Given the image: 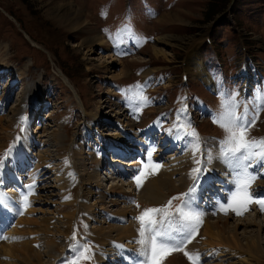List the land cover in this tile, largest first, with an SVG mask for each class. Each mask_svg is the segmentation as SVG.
<instances>
[{"label":"rangeland","instance_id":"rangeland-1","mask_svg":"<svg viewBox=\"0 0 264 264\" xmlns=\"http://www.w3.org/2000/svg\"><path fill=\"white\" fill-rule=\"evenodd\" d=\"M227 1L0 0V101L4 104L3 107L0 106V119L3 121V126L1 127L0 125V152L5 147L8 149L14 145L15 139L21 134V128L30 124L33 118L29 129L35 135L31 131L29 134L25 133L23 143L18 142L17 148L27 145V136L30 137V140L35 139L36 143L40 142L39 144L43 146L40 148L39 144H34L31 147L32 155L39 153L40 165L45 168L42 169L44 173H40L39 171L36 173L35 180L32 183L34 185L32 189L34 194L29 195V202L34 198L38 199L39 196H42V192H45V194H43L39 202H34L28 208V218H21L20 221L24 224H22L20 230H23L22 228L25 227L33 228L28 225L36 222L34 224L36 227L30 234H37L30 238L35 243L37 242L36 248L34 247L33 250L40 255V259L42 258L41 260L44 264H53L54 262L57 264H65L66 261L72 260L75 257L72 253L73 258H71L70 252L66 251L68 242H65L63 233L64 230L66 232L68 227L65 225L67 222H70L71 217L74 215L73 210H76L77 206H79L81 214L83 213L82 208L85 207V203H82L83 199L86 198L89 203L94 204L100 200H105L108 203L107 209L110 210V213L115 211L119 212V210L128 206H132L130 208H133V210L137 208L134 207L133 203L130 205L122 201L126 199V196L120 192H127L129 190L126 187V183H129V180L125 182L122 178H120V181L117 178L103 181L101 178L102 173L96 170L97 165H91L96 160L93 158L87 159L86 155L88 151L99 149L98 146L103 145V140L105 142L106 138L117 137L121 132V128H123L121 134H127L129 132L128 135H131L135 133L139 135L136 140L144 139L149 136L147 128L152 126V130L156 132L155 134L159 135L162 133V136L158 138H171L169 140L171 142L179 128L176 127L178 126L176 116H179L180 120L178 118L177 120H183V123L186 120L185 115L187 113H184L185 108L188 111V116L190 117L188 120L192 128L197 132L201 128V131L206 133V135H202L203 140H207L213 144L216 143L219 146L218 148H220L218 138L221 140L224 139L225 132L221 127L213 123V118L221 111L222 96L224 98L235 96V99L240 102L238 112L242 113L245 106H247L250 116L256 115V96L258 91H264V0H235V5L230 9L227 8ZM220 14H223L221 18ZM216 18L219 20H215L216 23L211 29V43H205L202 48H199L202 50L205 69L215 84L214 88L212 83H209V89H207L202 81L197 78V74L196 76L193 75L194 67L197 63L193 64L191 57L193 56L192 53H194L193 57L197 54V45L205 40L210 29L209 24ZM128 24L131 25L135 36H131L124 31L125 26ZM234 25L236 26L234 27ZM236 29H239L240 32ZM102 33L113 45H117L118 50L125 51H130L136 44L141 45L143 48L149 43L153 35H158L154 40L155 42L149 44L142 52L136 53L137 50H133L120 54L122 60H113L114 57L111 55L113 49H109L108 45H101L102 41L108 44ZM239 33L242 34V37ZM125 41L127 45L121 49L120 46ZM187 53H189L188 63L184 60ZM197 55L200 58H197L196 61L199 62L202 60L201 53ZM179 63H182L184 68L187 64L188 71L189 73L191 72V75H189L190 79L185 84L192 106L190 111L185 103L180 108V112H178L182 101L184 103L187 99L183 96V99L176 100L180 96V93L182 95L178 86L180 82L179 73L183 67ZM153 70H162L164 73L163 79H158L156 75H160V73H152ZM16 71H18L17 74ZM21 71L25 72L24 75L18 76ZM251 74H253L252 78H250ZM65 76H67L70 84L65 79ZM114 85H116V89L117 86H121L124 90L118 92V94H112L110 91L112 86L115 87ZM141 88L143 89V96L147 97L148 101L147 106L142 108L143 110L137 108L139 106L138 104L141 105L142 103L137 95ZM126 93L129 94L130 98L119 97V95ZM76 95L81 99H77ZM35 99L42 101L43 106H45L44 111L41 112L38 108L32 109ZM82 102L89 107V111L87 112L88 119L85 117L86 122L84 120V124L80 125L83 122L82 110L80 108L81 105L84 110ZM172 102L174 104L176 103V108H174ZM27 103L28 105L26 107L25 104ZM20 104L21 107L17 110ZM123 104L130 109L129 120L126 118V115L124 117L123 113L120 112ZM25 109L27 110V114H24ZM32 110L34 112L33 117ZM39 113L41 114L40 116L38 115ZM87 114L84 111V116ZM17 116L20 118L18 125ZM110 117L111 119L117 120L109 127ZM22 118L24 119L22 120ZM189 121H186V123ZM91 122L97 123L101 130L109 127V130L96 131L101 132L102 135L98 134L102 136L103 140L94 141L98 138V134L95 131H92L95 134L93 140L87 139L82 142L80 138L76 139L75 136L78 129L83 126H85L87 132H90L91 129H98ZM128 123H131V125H128ZM87 124L94 126L90 129L87 128ZM178 124L180 126L179 122ZM38 127L40 128L38 129ZM150 129L148 128V130ZM81 134L85 136L84 131ZM108 134L110 136H106ZM249 136L251 138H262L264 136V110L259 112L254 127L250 129ZM190 139V137L186 136L184 141H182L183 144H179L178 146L175 144V147L172 149H166L167 146H170L166 142L164 145H160L161 149L159 154L157 153L158 156L153 153L152 159L154 162H160L159 164L161 166L162 164H171L174 160L181 161L184 159V168L188 171L186 174L184 172V188L178 187V184L181 182L180 177H182V173L173 175L174 181L172 184H168V186L170 189L175 190L169 192V195L164 199L163 205L169 199L181 193L183 189L185 190L190 181H192L191 186L194 185L193 179L188 180L191 170L196 167L192 153V145L189 143ZM71 141H74L79 149L82 148V152L79 150L77 154L76 152L71 154H74L76 159H78L83 157V153L85 157L83 158L87 160L83 161L84 159L80 158L81 165L78 166V170L81 172L83 181L88 184H83L85 182H82L80 186L78 181L81 179V175L72 178L65 174L66 166L63 164L61 157L64 152H68L66 150L67 147L68 149H72L70 145L68 146ZM154 142L158 149L159 142L155 140ZM208 142L204 143L200 138L201 153H205L206 150H211L216 153V158L212 155L213 159L211 161L210 171L216 173L218 177L227 176L234 178L229 167L221 159L217 158L219 151L215 146L216 144L213 145ZM87 143L88 145H86ZM130 144L131 147L125 154L131 155L125 156L124 158L138 162L135 163L137 166H143L142 162H146L147 159V157H144L146 154L140 156L135 153L137 152L139 154L138 148L140 147V143L134 141L133 145L132 143ZM90 145L92 146L91 149L89 147ZM73 149L76 150L75 148ZM131 149L135 152L133 150L131 151ZM130 151L131 153H129ZM17 152L18 154L15 158L17 156L21 157L20 163L23 166L24 161L22 159L23 155H20L22 154L21 150ZM201 153H197L195 158L201 159L203 162L204 159L202 158L204 155H201ZM163 154L165 163L161 162ZM29 157H31L30 162H33V164H29L23 170H18L23 186L30 181L27 176L30 169L34 166L38 168V163L34 161L32 156ZM15 158L13 159L12 156V161ZM188 158L190 159L189 164L186 162ZM47 160L52 167H47ZM67 162L69 165V161ZM7 165H10V161H8ZM124 166L125 171H127L126 174L128 173L131 177L137 175L138 171H140L139 168L136 173L133 171L132 166ZM222 167L224 168L223 172ZM47 168H50L48 170V173L50 172L49 175L46 171ZM262 169L259 165H256L250 171L253 173L257 172L260 175ZM55 173L58 174L59 178L57 183H55ZM163 173L164 171L161 167L156 175L162 178ZM40 175H44L42 179H39ZM64 175H66V179L68 176L71 180H75L74 186L72 182L69 183V180H66L67 185L73 188H68L69 190L66 191L68 195L59 186L65 180V178L63 179ZM90 175L94 176L93 182L86 180ZM151 176L153 175L149 177ZM217 176L213 180H219ZM46 179L50 183H48L49 185L45 190L47 183L44 181ZM260 182L264 184V176L262 175L252 184L251 188L260 185ZM1 183L6 188L2 190L18 187L15 180L7 179L3 176L0 177ZM99 184L103 188V194L102 192L96 191V189H92L94 185L98 186ZM111 186L114 187L111 188ZM57 187L65 194L62 195ZM142 187L150 188L151 186L145 187L143 183ZM74 188L75 195H73ZM135 188L132 191H135L134 196L139 197V201L143 203L142 192L140 191L139 193L137 187ZM221 189L224 190V187H221ZM38 190L40 192L35 194ZM251 191H255L264 198V189L261 185L258 187V190L251 189ZM104 192H106V195ZM21 195L23 196V194ZM21 195L20 197H22ZM35 195L37 196L35 197ZM69 195H73V200L66 201ZM102 195L107 197L104 198ZM115 196L120 198L121 203L118 202ZM114 199L117 200L118 206L113 205V202H111ZM89 203L86 204V209L88 210L92 206ZM179 203V201H174L173 207ZM212 204L211 206L214 207V204ZM141 208L147 207H139V211L135 213L137 215L134 214V216L133 214L127 213L125 215V221L123 220L124 216H121L122 219L117 218L119 223L124 221L123 224L127 225L100 222L98 219L100 217L102 219L104 218L103 212H101L95 213L98 217L96 223L99 225L96 223L91 224L95 221H87L85 217H82L83 227H90L86 230L91 242L94 244L96 243L92 239V235L105 237L103 233L110 231L114 227L115 230H112L110 238H123L121 241L123 243H126L127 239V243H130L133 248L135 247V245H132L133 242H136V238L137 240L139 238L138 233V237L136 235L133 237L131 234H126V229H129L134 224L132 222L137 223L135 217L140 215ZM205 210L209 209L206 208ZM228 215L231 216L230 220L242 219L243 225L239 230H247L248 232L246 234L248 236L254 233L258 238H261L264 234V228L262 227L264 222L256 225L247 223L248 221L252 222V216L254 215L264 217V212L259 209V206L256 207L254 204H251L249 205V210L243 212L242 215H236L233 212H228ZM47 224L52 229H48L46 227ZM75 226L78 228L77 225ZM93 226L95 228H92ZM46 229L49 231L46 232ZM205 229V224H202L198 230V234L187 245V250L190 248L205 257L207 251L208 253L215 254V256H211L210 258L204 257V261L209 262L205 264H242L243 262L241 261L245 259L247 260V264H264L263 239H260L263 242L262 244L259 246L253 245L252 252L246 251L245 255L239 256L240 253L231 254L228 251L221 254L222 252L220 253V250L224 251L223 247L220 249L221 247L219 246L221 245L210 246L207 244L210 238H207L209 233H204ZM89 230H91V233H89ZM18 234L20 235V240H22L20 242H31V240L26 239L30 234L25 236H21L20 233ZM85 236L86 234L81 235L82 238ZM52 238L56 241L55 245L52 244L54 242L51 245L49 244L50 241H53ZM118 239L111 238L112 245L118 250H123V254H127L126 252L131 247L124 246ZM2 242L1 244H9L5 241ZM110 244L111 242L108 246H111ZM81 245H83V242L79 240L77 246L81 248ZM117 245H122L123 248L117 247ZM77 246L75 249H77ZM86 246L90 245L86 244ZM96 246L100 250L97 244ZM90 247H95V245L92 244ZM205 248L207 251L204 250ZM102 250L106 251V255L111 259L109 262L112 263V258L115 253L110 254L103 247ZM118 250L117 253L120 254L121 252H118ZM64 252L68 259L56 261L57 257ZM95 258L97 262L96 253ZM128 258L132 259V257ZM36 260L34 259L33 263L38 264V258ZM167 261L165 260L163 264H190L183 252L179 251L169 255ZM88 263V261L82 262V264ZM123 264H125L124 261Z\"/></svg>","mask_w":264,"mask_h":264},{"label":"snow or ice","instance_id":"snow-or-ice-1","mask_svg":"<svg viewBox=\"0 0 264 264\" xmlns=\"http://www.w3.org/2000/svg\"><path fill=\"white\" fill-rule=\"evenodd\" d=\"M131 36L135 33L128 24L124 29ZM143 89L137 93L143 104H147V97L142 94ZM256 115L250 116L247 106L242 113L238 112L240 102L235 96L221 98V111L214 116L213 123L221 127L225 132V137L221 140L218 157L225 163L233 174L234 189L229 193L226 202L220 203L218 210L225 215L229 211L236 215H242L249 210V205L257 204L264 212V198H255L251 191L252 184L260 178V175L250 171L254 166L259 165L264 168V138H250L249 132L254 127L259 112L264 110V91H258L256 96ZM24 118H22L23 120ZM179 119V116H178ZM180 130L185 136L190 137L189 143L192 145L194 157V167L190 176L194 185L186 193H181L172 197L169 201L159 207L144 208L140 215L135 217L139 224L137 243L140 245L135 264H163L167 257L174 252H183L190 264H203L200 253H191L187 250V245L192 242L198 234V230L203 223V213L194 207L195 197L193 193L199 184L202 175L207 171L205 166L211 163L213 156L211 152L201 153L200 138L197 131L192 128L190 121L180 125ZM24 129L21 128V132ZM20 138L17 137V140ZM10 146L0 158V169L4 166V160L11 154ZM155 148L147 152L146 162H142L143 167L139 174L134 177L137 189L143 186V181L150 175L158 174L162 167L152 159ZM197 153L205 156L204 161L195 158ZM34 185H28V193L22 196L24 207L29 206V195H33ZM6 197L0 194V205L5 204ZM180 203L173 207V202ZM136 207L140 205L137 203ZM0 238L3 237L0 233ZM75 239V236H73ZM75 247V246H73ZM117 247L123 248L122 245ZM94 256L90 246H83L77 255L65 264H82L83 261L90 262Z\"/></svg>","mask_w":264,"mask_h":264},{"label":"bare ground","instance_id":"bare-ground-1","mask_svg":"<svg viewBox=\"0 0 264 264\" xmlns=\"http://www.w3.org/2000/svg\"><path fill=\"white\" fill-rule=\"evenodd\" d=\"M101 45H105L106 46L107 44H106L105 41H102ZM200 53H201L200 50H197V54H200ZM192 54L194 56V53H192ZM197 54L195 55V57H193V56L191 57V59L193 61V62L192 61L191 62L193 64L197 63L195 65L196 70H198L197 75L200 76V78L204 81V84L208 87V84L212 83L211 82V77L206 72L204 66L202 64H199V63H202V60H200L199 62L196 61L197 58H200L199 55H197ZM112 56L114 57L113 60H117V59L121 60L115 54L114 55L112 54ZM24 73L25 72L21 71L18 76H23ZM19 78H21V77H19ZM65 79H67V82L70 84L67 76H65ZM82 104H83V102H82ZM83 106H84V104H83ZM20 107H21V104L19 105L17 110H19ZM184 113H187L185 115L186 116V120L184 121V123H183V120L182 121H179L180 119L177 120L180 123V125L186 124V121H189L188 119L190 117L188 116V111L185 108H184ZM85 122H86V120H85ZM2 123H3V121L0 119L1 127L3 126ZM86 126H87V128H90L92 125L87 124ZM148 128H151V129L148 130ZM148 128H147V131H148L149 136L144 138V139L141 138L140 140H136L137 136L139 137V135H136L135 133L131 134V135H128L129 132L127 134L126 133L125 134H121V132L123 130V128H121V132L119 133V135L117 137L106 138L105 143L108 146L107 150L111 151L113 154H116V155L125 154L129 150V148L131 147V144L129 145L128 143H132V145H133L134 141H137L138 143H140V147L138 148L139 149V154H143L146 151L147 152L150 151L152 148L155 147L152 144V140H153V137L156 138V135L153 136L152 133H151L152 126H150ZM177 128L178 129L176 131V134H175V136H173V138L171 140V145L167 146L166 149L171 148L172 145L178 144V142L184 141V138L186 136L184 135V132L182 130H180L179 124H178ZM96 131H99V129H97ZM97 133L101 134V132H97ZM29 138L30 137H28V136L26 137V140H27V145L26 146L21 147V148H19V147L17 148L18 149L17 151L21 150L22 154H20V155L24 156V155H26L28 153L29 148H30L29 144H30V141H31ZM58 138H59V136H58ZM57 143H58V141H57ZM164 144L165 143L162 144V142H161V144H159V145H164ZM17 151H15V150L11 151V155L13 156V159L18 154ZM12 156H11V158H12ZM71 156H72L71 159L75 161V164L80 166L81 165V163L79 162L80 158L81 159H84V158L80 157V158L76 159L74 154H71ZM113 158L114 159L109 161V164H111V163L115 164L117 161H119L116 157L113 156ZM87 159H89V158H87ZM189 160H190L189 158L186 160L187 164L190 163ZM133 163L134 162H131L132 167H133V171H135L137 173L138 169L139 168L141 169L143 166H137L136 164H133ZM210 169L208 168L207 171L202 175L201 180H199V184L196 187V191L193 193V196L195 197L194 207H197L199 209V211L203 213L204 224L206 226V229L204 230V233H209V236L207 238H210V239L208 240L207 244L210 245V246L211 245H213V246L221 245V246H219V247H221L220 249H222V247L224 248V251L220 250V253L222 252L221 254H224L223 252L228 251L231 254L240 253L239 256H241V255H245L246 251L247 252H249V251L252 252L253 245L259 246L260 244L263 243L260 239L264 240V234L262 235L261 238H258L254 233H251V235L248 236V234H246L248 232L247 230H243V231L239 230L240 227L243 225L242 219L230 220L231 216H229L228 214L225 215L222 211L218 210L219 204L223 203V202H226L227 199H228L227 196H229V193L234 189V184H233V179L234 178H229L227 176L226 177H222V176L218 177L217 174L216 173H212L210 171ZM223 169L224 168L222 167V172H223ZM162 170L164 171L162 178L157 176V175H153L151 177L148 176L143 181L145 187L151 186L150 188H143V187L140 188V191L142 192V196H143V203H141L139 201V197H136V196L132 195L131 192L123 193L126 196V199L122 200L123 203L130 204V205L133 203L134 207H136L137 203L140 205V207H145V206L146 207H148V206H150V207H159V206H162V202H164V199L167 197V195H169V192L171 190H175V189H170V187L168 186V184H172L173 183V181H174L173 175L174 174L182 173V177H180L181 182L178 184V187H183L184 188V181H183L184 176H185L184 172H185V174L188 172L184 168V159H182L181 161L180 160H178V161L174 160V161L171 162V164H168V165L162 164ZM118 171L120 172L119 175H121V176L124 175L123 170H122V166H121V168H118ZM138 174H139V171H138ZM253 174H257V172H254ZM260 175L264 176V168L260 171ZM42 176H44V175H40L39 179H42ZM216 176L219 178V180L218 179L217 180H213V179H215ZM134 177H133V179H131L129 181V183L127 184L126 187H131V186H133L135 184ZM67 178L71 180L70 177L67 176ZM93 178H94V176L90 175L89 177L86 178V180H89V181L91 180V182H93ZM66 180L67 179L65 178V180H63V182L59 184V186L61 187V190H63L67 194L66 191L69 190L68 188H71V189H73V188L67 185V183H66L67 181ZM212 180L214 181L213 182V187H212V188H214V190H211V191L209 190V192H208L209 194L207 196H205V194H204L200 200L197 199V196H196L197 193L199 194L201 192V189H203V187L205 188V185L210 184L212 182ZM96 181H97V179H96ZM83 182H85V181H83ZM191 182L192 181H190L189 185H187V187L185 188L186 191H188V189L190 187H192L191 186ZM83 184H88V183L85 182ZM259 184L264 189L263 182H260ZM260 185L253 186L251 189L258 190V187H260ZM124 187H121V188H124ZM220 187H224V190L223 189H219ZM119 189H120V187H119ZM120 193H122V192H120ZM216 193H217L218 196L215 195ZM0 194H3V193L0 192ZM252 194L254 195L255 198H262L261 195L257 194L255 191L252 192ZM3 195H4V197H6V201H5V204L0 205V229L2 228L1 226L3 224H6L10 219H14V217H16L18 215L17 214L18 213V209L17 208L19 207V202H18L19 198L10 197L9 195H7L5 193ZM136 198H138V199H136ZM20 200H22V197H20ZM111 202H113V205H117L118 206V202H117L116 199H114ZM212 203L214 204V207L211 206ZM86 204H87V202H85V207L82 208V210H83L82 214L88 220H93V221L96 222L98 217H97V215H95V213L103 212V216H104V214L108 213V211H109L107 209V207H108L107 204L108 203L105 200H100V201H98L95 204L94 203H89V204L92 205L89 210L86 209ZM254 206L258 207L257 204L256 205L254 204ZM130 207H132V206H128L126 208H123L122 210H119V212L115 211L114 213L115 214H120V216H125V214H127V213L135 214L134 213L135 210H133ZM206 208H208L211 211L205 210ZM259 209H260V207H259ZM86 212H87V215H86ZM229 213H231V211H229ZM135 215H137V214H135ZM252 217H253L252 222L248 221L247 223L256 225V224H261L262 222H264V217L255 216V215L252 216ZM22 221H24V220L22 219ZM27 221H29V220H27ZM21 224H24V223L21 222ZM31 224H33V223H31ZM31 224H29L28 226L33 227V228L25 227V228H22L23 230H20V231H18L17 229H14V225L10 229L7 228V227L5 228L6 230L4 229V231H7V232H6V235H2V236L3 237H8V239L5 240V239L1 238V241H5L6 243H9V244H5L4 243V244L0 245V264H29V263L30 264H35V263H33V260L34 259L36 260L37 258H38V261H39L38 264H44V262L41 260L42 258L40 259V255L38 253H35L34 250H33L34 249L33 245L36 244L35 241L31 240V242H29V243H28V241L27 242H20L22 240H20V238H19L20 235L18 233H20L21 236H25V235L30 234V232L34 231V229L36 227L34 224L33 225H31ZM48 225L49 224H47L46 227L48 229H52ZM65 226L68 227L69 223L67 222V224ZM137 226L138 225L135 224V223L132 224L129 229H126V234H131L134 237L136 235L137 231H138ZM262 227L264 228V223H263ZM48 229H46L45 231L46 232L49 231ZM109 229H111V228H109ZM112 230L113 231L115 230L114 227L110 231L104 232L103 234H105V237L93 236V235L91 236L92 239L94 240V242L98 245V248L100 249V250H98L96 252V257H97L96 264H108V263H110L109 261L111 259H110V257L108 255H106V253H105L106 251L102 250V247L104 245H109L110 242L112 244V241H111V238H110V236L112 234ZM89 233H91V230H89ZM63 234H65V230H64ZM52 239H53V241H50L49 244L51 245V243L54 242L52 244L55 245L56 241L54 240V238H52ZM82 247H83V245H81V248ZM81 248L79 246H77V249H75V251H79ZM122 251L123 250H118V252H121L120 254H118L119 257H117V255L114 254V257L112 258L113 259L112 263L118 262V264H120L121 261H124L125 264H131L132 261L133 262L136 261V260H134V257H132V259L128 258V257L133 256L134 252L136 251V248L135 249L129 248V251L126 252L127 254H125V253L123 254ZM20 256H23V257H20ZM211 256H212L211 253H206V257L205 258H210ZM3 258L4 259L6 258V260H4ZM115 259H117V260H115ZM241 262H243L242 264H247V260L246 259L244 261H241Z\"/></svg>","mask_w":264,"mask_h":264}]
</instances>
